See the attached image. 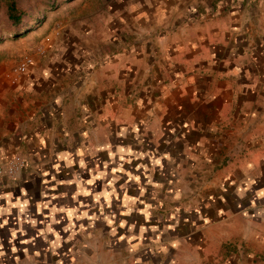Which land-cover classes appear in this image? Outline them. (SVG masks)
I'll use <instances>...</instances> for the list:
<instances>
[{
	"label": "crops",
	"instance_id": "crops-1",
	"mask_svg": "<svg viewBox=\"0 0 264 264\" xmlns=\"http://www.w3.org/2000/svg\"><path fill=\"white\" fill-rule=\"evenodd\" d=\"M108 4L62 32L18 26L0 58V163L27 161L0 180V264H264V0ZM131 132L178 142L176 175L218 177L235 204L147 220L110 165Z\"/></svg>",
	"mask_w": 264,
	"mask_h": 264
},
{
	"label": "rangeland",
	"instance_id": "rangeland-1",
	"mask_svg": "<svg viewBox=\"0 0 264 264\" xmlns=\"http://www.w3.org/2000/svg\"><path fill=\"white\" fill-rule=\"evenodd\" d=\"M111 0H16L17 6L24 11L22 21L13 25L9 19L6 8L0 5V58L5 60L17 59L18 55L14 48L13 34L16 27L23 24H34L35 20L41 19V24L48 23L49 30L60 26V32L70 25H81L84 21L92 23L95 17L93 10L104 6L101 10L107 11ZM105 13V12H104ZM75 17H79L74 20ZM33 21V22H32ZM32 22V23H31ZM12 47V50L9 48ZM126 144L116 140V150L111 155L110 165L117 170L124 169L130 172L128 191L134 194V198L141 202H147V220H209L218 217V208L223 202L235 204V193L228 191L227 194L220 193V180L218 177L199 178L177 176L183 174L185 167L174 166L175 158L181 153V146L178 142H160L156 144L146 143L142 140L141 134L131 132ZM118 136V135H116ZM121 136V135H120ZM141 138V139H140ZM123 147V148H122ZM119 151L126 153L120 157ZM166 156L165 157L164 155ZM162 162H158L160 158ZM121 158V160H118ZM113 160V161H112ZM104 164V163H103ZM102 163L98 168L101 169ZM147 171V173H145ZM138 178V187L136 186ZM124 176L119 174L115 184L122 185ZM180 185L181 190L173 191L172 185ZM125 185V183H124ZM203 189L205 192H203ZM232 189V188H231ZM141 190V192L139 191ZM155 190V191H154ZM209 190V191H208ZM123 194V193H122ZM122 194H117L123 198ZM211 195V196H210ZM127 200L126 197H124ZM110 204V203H109ZM143 205V204H142ZM105 208V206H103ZM151 212V213H150ZM127 215V214H125ZM129 216V215H127ZM126 216V217H127ZM137 214L135 215L136 218ZM137 220H143V214L138 215ZM157 219V220H158Z\"/></svg>",
	"mask_w": 264,
	"mask_h": 264
},
{
	"label": "built area",
	"instance_id": "built-area-1",
	"mask_svg": "<svg viewBox=\"0 0 264 264\" xmlns=\"http://www.w3.org/2000/svg\"><path fill=\"white\" fill-rule=\"evenodd\" d=\"M30 58L25 55L23 59L17 64V71H24ZM27 166V161L24 157L16 153L9 159L0 163V180H5L9 184H14L18 177L22 174Z\"/></svg>",
	"mask_w": 264,
	"mask_h": 264
},
{
	"label": "trees",
	"instance_id": "trees-1",
	"mask_svg": "<svg viewBox=\"0 0 264 264\" xmlns=\"http://www.w3.org/2000/svg\"><path fill=\"white\" fill-rule=\"evenodd\" d=\"M1 4L5 6L7 15L13 25H17L22 21L25 13L17 6L16 0H0ZM13 34L16 35V31Z\"/></svg>",
	"mask_w": 264,
	"mask_h": 264
}]
</instances>
